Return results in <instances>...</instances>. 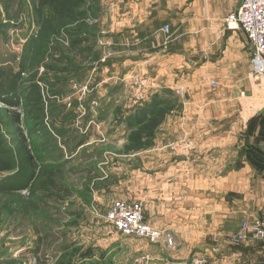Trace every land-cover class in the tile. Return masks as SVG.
<instances>
[{"label":"crops","instance_id":"1","mask_svg":"<svg viewBox=\"0 0 264 264\" xmlns=\"http://www.w3.org/2000/svg\"><path fill=\"white\" fill-rule=\"evenodd\" d=\"M98 4L99 29L85 44H95V58L86 52L79 64L86 126L110 119L109 134L135 133L159 113L167 121L151 131L159 142L129 170L124 194L142 204L146 223L172 237L171 244L139 241L143 263L205 257L214 264H264V241L229 240L242 222H264V111L242 120L241 96L253 93L247 81L252 48L242 29L227 25L241 0ZM134 77L153 80L158 89L141 107L130 103ZM94 131L89 134L105 132L102 125ZM89 134L80 147L101 144ZM177 139L191 141L194 150L171 153ZM117 187L114 182L108 190L120 198Z\"/></svg>","mask_w":264,"mask_h":264},{"label":"rangeland","instance_id":"2","mask_svg":"<svg viewBox=\"0 0 264 264\" xmlns=\"http://www.w3.org/2000/svg\"><path fill=\"white\" fill-rule=\"evenodd\" d=\"M38 1L0 0V70L17 73L23 67L18 104L0 101V189H6L0 192V264H142L140 242L117 234L104 215L113 203L126 200L129 170L158 140L144 130L167 121L163 125V116H155L135 133L123 129L109 134L114 127L110 119L102 124L92 120L86 126L79 107L87 93L80 86L85 73L79 56L73 57L68 49L80 35L97 33L98 0H71V14L61 20L52 19L49 6L38 8ZM94 50L91 43L88 58H95ZM32 83L42 97L37 106L24 100ZM8 115L14 122L10 126L4 123ZM97 125L108 135L89 134ZM12 133L32 155L33 178L26 179L22 189L13 182L17 167ZM88 134L101 144L80 147L89 141ZM172 148L168 151L174 153ZM44 168L59 190L51 196L30 195L34 177ZM114 182L120 198L108 190Z\"/></svg>","mask_w":264,"mask_h":264},{"label":"built area","instance_id":"3","mask_svg":"<svg viewBox=\"0 0 264 264\" xmlns=\"http://www.w3.org/2000/svg\"><path fill=\"white\" fill-rule=\"evenodd\" d=\"M227 25L231 29H242L252 48V69L247 81L253 88V93L241 96L239 101L242 120L248 122L260 112L264 111V0H241L235 14L227 18ZM166 39H170L169 28L162 29ZM108 56L111 54L108 53ZM157 89L153 80L134 77L131 85L132 107L140 106ZM158 90V89H157ZM133 93V94H132ZM174 149L188 155L194 150L191 141L180 140L174 143ZM104 220L117 234L126 239H134L154 244L160 240L172 243L171 234L157 229L144 220V209L141 203L133 201H119L111 205L104 215ZM229 240L234 243L244 241H264V222L260 220L244 221L239 229L231 234ZM142 264H147L146 261ZM166 264H214L205 257H195L191 261H173Z\"/></svg>","mask_w":264,"mask_h":264},{"label":"trees","instance_id":"4","mask_svg":"<svg viewBox=\"0 0 264 264\" xmlns=\"http://www.w3.org/2000/svg\"><path fill=\"white\" fill-rule=\"evenodd\" d=\"M73 1V0H72ZM71 0H39L38 8H43L49 6L52 11V19L53 20H61L64 19L67 15L71 14V8L74 7V3L72 4ZM83 3V0H81ZM79 5V4H78ZM87 9L85 10V14L87 13ZM94 38L93 35L82 34L76 40H72L70 43L68 52L73 57L79 56L81 60H83L84 55L86 54L87 47H85L86 43ZM81 60L79 64L81 63ZM22 71H23V67ZM79 68V67H78ZM22 71L13 73L12 71L0 70V101L3 103H10L12 105H17V99L22 98ZM69 74H71L69 70ZM35 78V77H34ZM34 81V80H32ZM35 82V81H34ZM28 93L25 95L24 100L32 103L34 106H37L41 103L42 97L40 93V88L37 84L32 83L29 85ZM24 90V89H23ZM11 97V98H9ZM24 97V96H23ZM144 104H141V107ZM138 107V108H139ZM143 109V108H142ZM158 118L162 116L159 113ZM9 118V115H8ZM7 117L4 119V123L6 126H10L12 120ZM157 124V123H153ZM153 127H147L145 131L151 134ZM11 140L14 147V156L16 160L17 173L14 176L13 182L16 185H20L18 189L25 188L22 186L24 181L28 178H33V172L31 171L32 167V155L29 153L27 146L21 137H18L16 133L11 134ZM59 187L55 184L53 174L47 172L45 168L42 173L38 174L34 177L33 186L29 189L30 195H35L37 192H41L44 195L51 196L53 192H56ZM8 189V188H7ZM6 189H0L1 193H5ZM36 254V252H34Z\"/></svg>","mask_w":264,"mask_h":264}]
</instances>
